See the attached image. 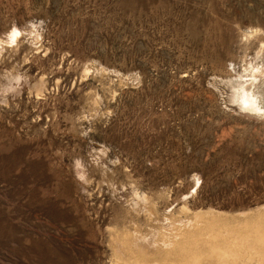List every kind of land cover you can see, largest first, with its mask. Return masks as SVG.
<instances>
[{"label": "rangeland", "instance_id": "1", "mask_svg": "<svg viewBox=\"0 0 264 264\" xmlns=\"http://www.w3.org/2000/svg\"><path fill=\"white\" fill-rule=\"evenodd\" d=\"M253 89L264 0H0V264H264Z\"/></svg>", "mask_w": 264, "mask_h": 264}, {"label": "bare ground", "instance_id": "2", "mask_svg": "<svg viewBox=\"0 0 264 264\" xmlns=\"http://www.w3.org/2000/svg\"><path fill=\"white\" fill-rule=\"evenodd\" d=\"M256 88V87H255ZM254 88V89H255ZM260 88V87H259ZM253 89V90H254ZM250 95H249V97H250V100L252 101V102H254V101H258L259 102V100H262V102H259L260 103V105L261 106H264V93H262V91H261V89H259V91L258 90H254V91H250V93H249ZM264 108V107H263Z\"/></svg>", "mask_w": 264, "mask_h": 264}, {"label": "clouds", "instance_id": "3", "mask_svg": "<svg viewBox=\"0 0 264 264\" xmlns=\"http://www.w3.org/2000/svg\"><path fill=\"white\" fill-rule=\"evenodd\" d=\"M18 35H19V32L16 29H13L12 30V36H13V38H15Z\"/></svg>", "mask_w": 264, "mask_h": 264}]
</instances>
